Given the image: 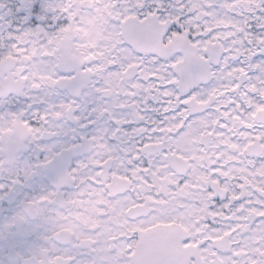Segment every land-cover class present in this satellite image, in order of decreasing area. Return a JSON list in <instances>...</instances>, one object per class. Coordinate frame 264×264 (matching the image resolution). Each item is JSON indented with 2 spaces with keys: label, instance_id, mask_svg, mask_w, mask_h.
Returning a JSON list of instances; mask_svg holds the SVG:
<instances>
[{
  "label": "snow or ice",
  "instance_id": "6c2138e0",
  "mask_svg": "<svg viewBox=\"0 0 264 264\" xmlns=\"http://www.w3.org/2000/svg\"><path fill=\"white\" fill-rule=\"evenodd\" d=\"M0 264H264V0H0Z\"/></svg>",
  "mask_w": 264,
  "mask_h": 264
}]
</instances>
